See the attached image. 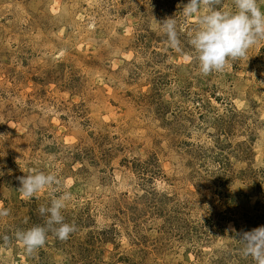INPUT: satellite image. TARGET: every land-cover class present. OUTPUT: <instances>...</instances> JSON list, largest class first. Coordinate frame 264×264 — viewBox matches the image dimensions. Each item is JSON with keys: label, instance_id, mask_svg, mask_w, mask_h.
<instances>
[{"label": "rangeland", "instance_id": "rangeland-1", "mask_svg": "<svg viewBox=\"0 0 264 264\" xmlns=\"http://www.w3.org/2000/svg\"><path fill=\"white\" fill-rule=\"evenodd\" d=\"M188 2L0 0V264H254L239 234L264 226V41L202 75ZM32 171L71 193L76 230L29 255L14 233L52 195L21 196Z\"/></svg>", "mask_w": 264, "mask_h": 264}, {"label": "clouds", "instance_id": "clouds-1", "mask_svg": "<svg viewBox=\"0 0 264 264\" xmlns=\"http://www.w3.org/2000/svg\"><path fill=\"white\" fill-rule=\"evenodd\" d=\"M221 0H189L183 6L182 15L187 21L195 17L194 30L188 33V43L194 58L198 61L199 72L207 76L213 72H222L228 67L229 60L242 59L250 47L264 41V11L258 0H234L233 11L217 7ZM207 11L201 14V9ZM160 23L161 30L172 48H179L176 18H166ZM192 56H186L191 59ZM22 197L32 198L45 188L51 190L50 203L38 209L45 218L44 225H34L28 229L17 230L14 239L19 241L27 254L31 255L46 243L47 234L52 232L65 240L76 230L74 224L65 222L62 210L71 199L67 190L60 191L61 180L55 172L32 171L18 178ZM59 192V195L56 193ZM9 215V210L0 207V218ZM13 237L5 235L3 240L8 244ZM243 244L244 256H251L254 264H264V226L239 234Z\"/></svg>", "mask_w": 264, "mask_h": 264}]
</instances>
